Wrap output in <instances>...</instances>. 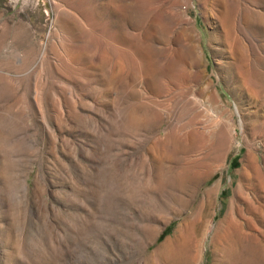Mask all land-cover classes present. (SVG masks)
<instances>
[{"label": "rangeland", "instance_id": "rangeland-1", "mask_svg": "<svg viewBox=\"0 0 264 264\" xmlns=\"http://www.w3.org/2000/svg\"><path fill=\"white\" fill-rule=\"evenodd\" d=\"M224 263L264 264V0H0V264Z\"/></svg>", "mask_w": 264, "mask_h": 264}, {"label": "bare ground", "instance_id": "bare-ground-1", "mask_svg": "<svg viewBox=\"0 0 264 264\" xmlns=\"http://www.w3.org/2000/svg\"><path fill=\"white\" fill-rule=\"evenodd\" d=\"M222 1H223V0H222ZM229 1H230V0H229ZM223 3H224V2H223ZM223 3H222V4H223ZM222 6H223V5H222ZM173 12H174V11H173ZM171 13H172V12H171ZM218 14H219V13H218ZM222 16H223V15H222ZM237 20H238V19H237ZM218 22H219V21H218ZM219 24H220V23H219ZM217 26H218V25H217ZM236 31H237V30H236ZM223 34H224V32H223ZM236 35H237V34H236ZM217 37H218V36H217ZM234 37H235V36H234ZM215 38H216V37H215ZM215 38H214V39H215ZM222 38H223V37H222ZM238 38H239V37H238ZM234 39H235V38H234ZM216 40H217V39H216ZM226 46H227V45H226ZM226 48H227V47H226ZM237 73H238V72H237ZM212 90H213V89H212ZM212 90H211V91H212ZM209 91H210V90H209ZM211 91H210V93H211ZM194 97H195V96H194ZM191 99L193 100L194 98L191 97ZM196 99H197V97H196ZM197 100H199V99H197ZM197 100H196V101H197ZM194 101H195V99H194ZM192 102H193V101H192ZM198 102H200V100H199ZM198 102H196V104H197V105L199 104L198 106H200V103H201V102H200V103H198ZM193 104H195V103L193 102ZM193 104H192V105H193ZM196 104H195V105H196ZM201 104H202V103H201ZM195 105H194V106H195ZM203 105H204V104H203ZM194 106H192V107H194ZM207 106H209V104H208ZM215 106H217V105H215ZM215 106H214V107H215ZM190 107H191V106H190ZM205 107H206V106H205ZM205 107H204V108H205ZM200 108H201V106H200ZM208 108H209V107H208ZM202 109H203V108H202ZM203 110H205V109H203ZM205 111H206V110H205ZM208 111H211V109L208 110ZM212 113H213V112H212ZM218 116H219V115H218ZM237 117H238V116H237ZM208 121H210V120H208ZM218 121H220V120H218ZM216 123H218V122H215V124H214V122H213V123L211 122L212 127H214V125H218V124H216ZM209 124H210V123H209ZM209 124H208V125H209ZM213 124H214V125H213ZM239 125H240V124H239ZM217 127H218V126H215V128H217ZM204 128H205V127H204ZM208 128H209V127H208ZM213 129H214V128H213ZM213 129H212V130H213ZM207 130H208V129H207ZM210 130H211V129H210ZM214 131H215V130H214ZM206 132H207V131H206ZM208 133H209V130H208ZM227 133H228V132H227ZM228 134H229V133H228ZM187 228H188V227H187ZM198 245H200V244H198ZM224 260H225V259H224ZM224 262H225V261H224ZM224 264H225V263H224Z\"/></svg>", "mask_w": 264, "mask_h": 264}]
</instances>
